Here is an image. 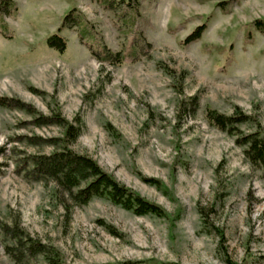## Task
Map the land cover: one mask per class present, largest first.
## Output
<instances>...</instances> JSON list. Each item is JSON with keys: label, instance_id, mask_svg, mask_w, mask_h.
I'll return each instance as SVG.
<instances>
[{"label": "rangeland", "instance_id": "rangeland-1", "mask_svg": "<svg viewBox=\"0 0 264 264\" xmlns=\"http://www.w3.org/2000/svg\"><path fill=\"white\" fill-rule=\"evenodd\" d=\"M0 34V264H264V0H11ZM76 11L87 24L61 26ZM200 38L185 44L199 26ZM60 29V30H59ZM59 30V31H58ZM57 35L63 51L46 40ZM90 45V46H89ZM102 48L121 64L100 62ZM249 118L230 135L205 111ZM60 119V120H59ZM68 144L162 216L75 206L32 159ZM151 179L154 183H146Z\"/></svg>", "mask_w": 264, "mask_h": 264}, {"label": "trees", "instance_id": "trees-1", "mask_svg": "<svg viewBox=\"0 0 264 264\" xmlns=\"http://www.w3.org/2000/svg\"><path fill=\"white\" fill-rule=\"evenodd\" d=\"M96 1L108 9L113 8L115 4L114 0ZM131 2L136 3L137 0H131ZM14 11L15 5L11 0H0V34H5L7 30L2 16L9 15ZM65 25H68L69 28L72 25L80 26V38L85 39L87 24L76 11L66 15L61 26ZM252 26L256 31L264 34V20H256L252 23ZM203 31V25L197 27L186 38L184 43L190 44L198 40ZM46 44L49 48L58 51H63L66 45L65 41L57 35L49 37L46 40ZM98 53L100 62L110 64H121L125 58L122 54H113L105 48H102ZM0 106H7L3 102V99H0ZM205 119L217 130L230 135H236L238 133V126L249 121L248 117L236 109L232 116H225L215 110L208 109L205 111ZM64 128L63 145L60 149L55 150L50 155H40L32 159V166L36 176L41 180L52 181L57 187L67 193L69 200L75 206H84L94 198H105L112 204L131 211L137 216L148 214L162 216V211L157 205L149 203L130 189L116 182L111 176L103 172L91 158L75 154L68 149V144L75 142L80 131L79 128L70 124L64 125ZM236 142L239 146L245 147L244 154L250 164L264 169V137L258 133H254L237 139ZM145 182L149 184L154 183L151 179L145 180ZM45 256L46 264H64L58 258ZM114 264L135 263L122 262Z\"/></svg>", "mask_w": 264, "mask_h": 264}]
</instances>
